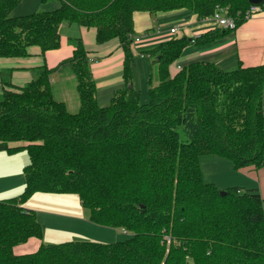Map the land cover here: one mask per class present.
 Here are the masks:
<instances>
[{"label":"trees","instance_id":"trees-1","mask_svg":"<svg viewBox=\"0 0 264 264\" xmlns=\"http://www.w3.org/2000/svg\"><path fill=\"white\" fill-rule=\"evenodd\" d=\"M22 1L0 0V58H25L34 46L56 50L60 25L77 24L96 29L98 44L120 42L126 87L100 106L81 42L60 65L77 81L76 114L54 98V70L36 69L22 88L12 86L10 71L1 73L0 152L26 151L29 162L22 194L0 200V264H264L259 191L229 188L221 196L200 166L202 157L217 156L236 169L264 167V66L226 72L196 62L171 78L170 66L192 44L177 34L140 54L158 68L145 103L131 71L135 14L187 12L201 21L224 10L237 30L249 0H60L52 11L13 15ZM236 30L216 27L194 43L204 48ZM37 193L76 195L91 223L128 236L111 244L42 243L13 256L14 246L44 237L37 212L24 207Z\"/></svg>","mask_w":264,"mask_h":264},{"label":"crops","instance_id":"crops-1","mask_svg":"<svg viewBox=\"0 0 264 264\" xmlns=\"http://www.w3.org/2000/svg\"><path fill=\"white\" fill-rule=\"evenodd\" d=\"M49 1L41 0V5L46 11L55 10L60 6V0ZM21 3L13 12V15H29L28 11H35L34 8L30 9L27 6L25 12L26 7H22ZM50 6H53V8H50ZM19 8L24 9L19 12ZM32 13L30 12V14ZM184 21L188 23L182 26L178 35L189 39L219 27L212 23L201 24L195 16L187 12L159 15L137 13L134 15L135 37L147 34L152 36L151 41L148 43L136 46L135 49L131 48L134 55L131 67L132 85L140 93V100L142 96H144V99L148 98L150 79L152 85L154 82L157 85L159 84L157 65L153 64L149 54L144 58H141L140 54L153 49L159 43L169 40L170 37H173L169 34L170 30ZM59 35L60 47L56 50L43 54L39 47L34 46L28 48V56L25 58H0V98L6 89L4 85L6 77H2L1 74L3 71L11 72V78L8 80L14 88H22L35 78L36 69L46 66L49 70H54L51 75L54 98L56 99L55 96L58 95L60 97L59 102L64 103L67 107V91L65 92L63 89L69 83L74 84L77 89V81L69 65L61 67L60 65L73 56L78 42L82 43L91 61L90 69L96 83V99L100 106H107L114 97L115 92L126 87L124 79L125 54L117 39L98 44L96 29L69 23L60 25ZM196 62H210L223 71L228 70L226 72L236 70L240 66L243 68L264 66V13L250 18L233 34L213 45L199 48L192 42L185 49L182 57L170 66V77L173 78L183 67ZM140 81L147 88L145 93L140 89ZM25 146H27L26 143L10 144L11 148ZM225 161L226 159L217 156L202 157L201 169L203 176L206 174L214 181H210V183L218 189L258 190L264 203V167L258 169L251 166L244 168L246 172L242 173L235 171L230 161L229 164H227L228 161ZM28 162L29 158L26 151L14 155L0 152V200L22 194L25 187L24 168ZM220 166L229 167L232 170H230V176L219 182V180L209 175V170L212 168L215 171ZM206 182L208 181L206 180ZM24 207L37 212L38 221L44 229V237L42 240L33 238L27 244L17 247L15 249L16 255L33 254L39 250L42 243L59 244L72 242L76 239L77 241L111 244L124 241L128 236L126 232L120 229L102 227L91 223L88 220V214L81 206L79 197L76 195L37 193L25 203ZM121 234L125 235L126 238H121ZM88 235H90V239L87 238Z\"/></svg>","mask_w":264,"mask_h":264},{"label":"rangeland","instance_id":"rangeland-1","mask_svg":"<svg viewBox=\"0 0 264 264\" xmlns=\"http://www.w3.org/2000/svg\"><path fill=\"white\" fill-rule=\"evenodd\" d=\"M50 1H52V0H50ZM49 1V2H50ZM57 2V1H56ZM41 0H24L22 3H21V5H22V7H26V9H25V12L27 11V6L30 8V9H35V11H28V13L30 14V12L32 13H34V12H43V11H46V9L41 5ZM52 3V2H51ZM55 6H57V5H55ZM24 8H19V12L20 11H22V9H24ZM50 8H53V6H50ZM15 13H18V12H15ZM185 23H188V22H186V21H184V22H182L181 24H179V26H184V25H186ZM176 37V36H175ZM175 37H170V38H175ZM179 37V36H178ZM135 38V37H134ZM231 70H233V69H231ZM226 71H228V70H226ZM140 84H141V87H140V89L142 90V92L143 93H145V91H146V87L142 84V81H140ZM157 85V83L156 82H154V84H153V86H156ZM63 91H67L66 93H67V99H68V101H66L67 102V109H68V111L69 112H71V113H74V114H76L78 111H79V109H80V107H81V101H80V97H79V94H78V92H77V89H76V87H75V85L74 84H72V83H69L68 85H67V87L65 88V89H63ZM56 97V99L59 101V96L58 95H56L55 96ZM144 96H142V99H141V102L142 103H145V102H147L149 99L148 98H146V99H144L143 98ZM2 98V97H1ZM0 98V99H1ZM108 106V105H107ZM211 157H213V156H211ZM225 160V159H224ZM228 161V162H227ZM225 162H227V164H229V160H227L226 159V161ZM231 162V161H230ZM233 165V164H232ZM200 166H202V164H200ZM235 171H237V172H246L245 171V169H236L235 167H234V165H233V167H232ZM258 169H261V168H258ZM230 170H232V169H230L229 167H223V166H220V167H217L216 168V170L214 171L212 168H210V170H209V175H211L212 177H214V179L216 178L217 180H219V182L222 180V181H224L228 176H230ZM201 172H202V169H201ZM205 174V173H204ZM202 177H203V180H204V182L205 183H207V184H211L210 183V181H212L206 174H205V176H203V174H202ZM223 177V178H222ZM206 180L209 182H206ZM212 182H214V181H212ZM221 185H223V186H225L224 184H222L221 183ZM219 190H221V192H223L224 190L223 189H219ZM12 198V197H11ZM88 214V213H87ZM83 235V234H82ZM122 235L123 234H121V238H123V239H125L126 238V236L125 235H123V237H122ZM84 236H87V235H84ZM90 235H88V239H90V237H89ZM33 238H35V237H31L30 239H28V241L29 240H31V239H33ZM36 239H38V238H36ZM64 240V239H63ZM75 241H77L76 239H74ZM28 241L27 242H25L24 244H19V245H16V246H14L13 248H12V250H11V253H12V255L13 256H16V257H19V256H21V255H16L15 254V249L17 248V247H19V246H22V245H25V244H27L28 243ZM22 256H24V255H22Z\"/></svg>","mask_w":264,"mask_h":264},{"label":"built area","instance_id":"built-area-1","mask_svg":"<svg viewBox=\"0 0 264 264\" xmlns=\"http://www.w3.org/2000/svg\"><path fill=\"white\" fill-rule=\"evenodd\" d=\"M260 13H264V4L258 5V6H254L251 5L250 9L248 10L247 14H246V18L247 20H249L250 18L254 17L257 14ZM200 23H212L214 25H217L219 27H222L224 29H228V30H236V20H234L231 17H228L225 15V11L224 10H217L211 17L205 18L203 20L200 21ZM182 26H177L174 27L170 30L169 34L171 36H175L177 34H179V32L181 31ZM201 35H197L192 39V42H194V40L199 39ZM151 35L147 34L145 36H139V37H135L131 48L135 49L136 46L139 45H143L145 43H148L149 41H151ZM142 58H144V55H141Z\"/></svg>","mask_w":264,"mask_h":264},{"label":"water","instance_id":"water-1","mask_svg":"<svg viewBox=\"0 0 264 264\" xmlns=\"http://www.w3.org/2000/svg\"><path fill=\"white\" fill-rule=\"evenodd\" d=\"M249 4L250 5H254V6H258V5H261L263 4V0H249ZM190 42H192V39L189 40ZM221 196H225L226 195V192L223 191L220 193Z\"/></svg>","mask_w":264,"mask_h":264}]
</instances>
